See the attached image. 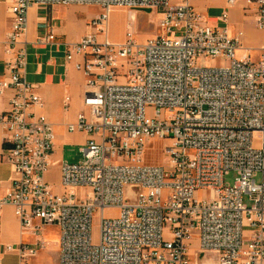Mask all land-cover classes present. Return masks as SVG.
I'll return each mask as SVG.
<instances>
[{
  "label": "built area",
  "instance_id": "1",
  "mask_svg": "<svg viewBox=\"0 0 264 264\" xmlns=\"http://www.w3.org/2000/svg\"><path fill=\"white\" fill-rule=\"evenodd\" d=\"M236 2L225 0L218 23L210 24L189 0L12 1L0 43L8 70L0 95L11 91L0 113V162L13 174L0 183V207L10 205L20 233L36 239L0 244L4 251L19 264H37L33 257L46 243L41 231L54 226L57 264H264V38L256 60L246 51L236 56L243 31L227 26V8ZM71 4L99 12L89 31L61 43L83 74L87 107L66 129L88 138L81 160L58 162L56 191L46 179L55 133L23 75L21 37L30 6ZM115 6L155 11L157 31L138 41L129 23L122 41H110L106 21ZM243 8L264 33V0H244ZM54 40L51 29L36 38ZM198 58L222 62L199 65ZM163 137L170 138L165 164L146 162L147 142ZM230 171L229 184L223 178Z\"/></svg>",
  "mask_w": 264,
  "mask_h": 264
},
{
  "label": "crops",
  "instance_id": "2",
  "mask_svg": "<svg viewBox=\"0 0 264 264\" xmlns=\"http://www.w3.org/2000/svg\"><path fill=\"white\" fill-rule=\"evenodd\" d=\"M13 0H0V43L4 38L5 32L9 27L7 9ZM193 8L201 14L208 23H218L217 17L225 9V0H189ZM74 4H71V6ZM68 5H32L27 13V29L21 37L22 45L27 52V62L23 70V75L27 81L35 86L36 92L43 100V107L40 112L44 113L48 121L52 124L55 140L54 151L51 155V165L46 174V179L53 185V180L58 181L59 170L58 162L64 161L63 149L65 146L77 145L80 147L88 138V134L83 131L69 132L66 125L75 120L79 111L87 113V107L82 103L83 94V74L78 71L72 61L64 58L62 42L76 41L81 35L89 31L88 25H84L82 32L76 33L69 27V22L61 16L62 8ZM244 0H237L236 4L227 8V26L233 32L241 28L243 36L241 38L242 50L248 52V47H243L244 27L243 21L251 20L254 28L261 33L258 43V55L260 46L263 42L264 33L255 25V17L252 12L243 8ZM51 29L55 35V40L50 43L41 44L36 42L38 35ZM249 53V52H248ZM257 59V58H256ZM252 59V60H256ZM8 74L4 62V55L0 44V79ZM11 91L6 90L0 95V113L7 109ZM68 96L67 106L64 107V97ZM1 150V142H0ZM12 169L7 162H0V183L1 188L8 184L12 176ZM49 174L55 178L49 179ZM54 187V186H53ZM54 227V226H47ZM44 227L41 237L46 241L45 247L40 249L33 257L37 264H45L44 260H39V254L48 248L50 253L46 264H57L58 259V232L56 227L55 234H45ZM36 236L26 232L20 233L19 223L13 214L10 205L0 207V244H17L21 241L32 243ZM0 264H19L18 257L14 252L4 251L0 245Z\"/></svg>",
  "mask_w": 264,
  "mask_h": 264
},
{
  "label": "rangeland",
  "instance_id": "3",
  "mask_svg": "<svg viewBox=\"0 0 264 264\" xmlns=\"http://www.w3.org/2000/svg\"><path fill=\"white\" fill-rule=\"evenodd\" d=\"M242 1V0H241ZM99 12V7L97 5H68L61 10V16L65 18L69 22V27L74 29L76 33L82 32L84 30V25L90 22L91 18L94 17ZM132 25L134 31V37L138 41H143L149 36L155 34L157 31L156 28V14L155 11L149 9H131L128 7H119L115 6L111 8L108 13V18L106 21L107 35L110 41L120 42L124 39L125 32L127 30L128 24ZM244 27V38L242 46L248 47L247 50L249 52V57L251 59H256L259 57L258 55V41L261 36V33L257 31L251 20L243 21ZM98 38L101 37V33L97 34ZM242 50L236 52V56L240 57L242 54ZM197 64L199 65H219L222 60L221 59H212V58H198ZM170 143L169 137L163 138H155L151 139L147 142L146 150H145V160L148 163H162L165 164L166 157L162 153V147L168 145ZM64 161L76 163L82 158V154L79 151V146L77 145H69L65 146L63 149ZM235 177L234 171H230L226 175H224V182L232 183ZM55 178L52 174H49V179ZM255 180L259 181L260 173L255 174ZM53 180V186L56 191H60L59 180L56 178ZM207 194V193H206ZM198 197L202 196V192L198 191L196 193ZM243 201L248 203V199L246 196L243 197ZM114 209H105L104 214L113 213ZM98 218L99 212L96 211L93 214L92 218V236L93 238L97 234V226H98ZM45 234L49 235V237L55 234L54 227L45 226ZM197 247V240L194 238L191 247L189 249L191 253V257H194L195 251ZM50 248L43 250L38 259L44 260V263H47Z\"/></svg>",
  "mask_w": 264,
  "mask_h": 264
}]
</instances>
